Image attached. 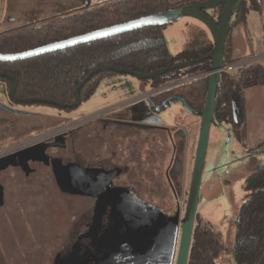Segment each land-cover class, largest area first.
<instances>
[{"label":"rangeland","instance_id":"1","mask_svg":"<svg viewBox=\"0 0 264 264\" xmlns=\"http://www.w3.org/2000/svg\"><path fill=\"white\" fill-rule=\"evenodd\" d=\"M100 1L103 0H11V6L15 14L23 16L41 6L48 15L41 22L44 23ZM1 7L3 0H0ZM2 18L4 12L0 21ZM35 19L36 16L32 15L30 23ZM19 29L21 26L3 33ZM162 32L171 54L211 39L200 22L187 17L169 22L163 26ZM239 45L240 51H245L246 43ZM235 54L236 51L232 50V57ZM149 91V86L133 76L115 75L102 80L91 98L79 107L70 112H60L49 106L15 105L0 83V108L18 111L22 115H60L65 119L62 123L73 122L106 110L127 108L138 103L134 100ZM244 92L246 123L241 127L240 137L229 131L230 125L210 128L197 209L222 235L227 247H232L238 209L244 202V178L254 162L264 159V85ZM158 119L164 128L96 121L74 129L72 132L75 133L65 137L58 146H46L43 151L48 148L49 161L43 158L32 160L25 172L19 165H7L3 170H10L0 174L3 190L0 264H117L130 263L141 257L135 250L130 253L125 246V241L135 247V240L144 242L146 238H133L127 229L130 227L129 214L137 209L124 208L122 211V205L116 203V199L119 197L123 205L135 200L148 206L141 207V210L154 213L158 224L179 221L181 205L190 183L201 120L178 102L159 112ZM118 120L125 122L124 119ZM28 123L0 111V147L22 137L20 134L26 131ZM175 128L184 132L183 139L176 136L178 131ZM174 129L176 133L169 138V132ZM82 164L86 168H101L96 172L112 179L106 190L99 192L102 196L96 197V207L92 206L87 194L65 191L67 189L59 184L61 168L80 167ZM90 209L97 213L95 224L84 227V217L89 215ZM102 219L124 238L120 240L124 247L121 254L117 253L119 241L113 247L106 241L109 234L99 225ZM150 228L145 226L141 230ZM82 233H87L90 241L100 238L101 244L96 247L88 245L85 252L80 247L83 239H77ZM125 250L127 252L123 254ZM227 257L224 258L228 260Z\"/></svg>","mask_w":264,"mask_h":264},{"label":"trees","instance_id":"2","mask_svg":"<svg viewBox=\"0 0 264 264\" xmlns=\"http://www.w3.org/2000/svg\"><path fill=\"white\" fill-rule=\"evenodd\" d=\"M199 1L201 0H103L93 6H81L78 11L63 14L44 23L31 25L28 23L22 25L16 32L0 34V55L21 54L96 30L179 9L184 5H194ZM258 10L257 0H243L239 12L231 15L223 65L236 60L231 55L234 26L244 22L250 11ZM221 11L222 6L209 11L210 14L203 12L218 24ZM163 26L143 27L25 60L0 62V73L16 79L17 86L14 92L16 99H39L54 103L15 105H42L56 108L60 112H70L73 109L66 106L74 102L79 84L102 67H114L139 74L173 68L164 75L141 81L143 85L149 86L150 91L165 83L210 71L209 60L180 70L175 67L206 56L213 48L211 39L177 54H171L164 40ZM115 75L117 74L114 72L93 75L80 90L81 103L91 98L102 80ZM0 83L8 93L11 81L0 78ZM207 84L208 77L196 79L154 95L150 100L158 106L168 98L179 97L194 111H201L204 107ZM262 85H264L262 64L241 70L233 76L221 74L216 91L213 126L230 125L229 131L239 138L241 127L246 123L244 91ZM11 115L18 120H27L28 127L20 134L22 137L0 148L68 123H62L65 119L60 115H22L13 112ZM243 191L244 202L238 209L232 247H227L222 235L197 210L187 264H225V256L230 257L233 264H264V159L252 164L251 170L244 178ZM187 192L188 189L181 205L179 219L184 213ZM170 224L167 223L168 227ZM171 230V227L168 228L169 233Z\"/></svg>","mask_w":264,"mask_h":264},{"label":"water","instance_id":"3","mask_svg":"<svg viewBox=\"0 0 264 264\" xmlns=\"http://www.w3.org/2000/svg\"><path fill=\"white\" fill-rule=\"evenodd\" d=\"M243 0H201L194 5H184L179 9L169 10L164 13H159L156 15H151L148 17L139 18L137 20L130 21L128 23L119 24L104 28L101 30H96L85 35L73 37L61 42L52 43L46 46H42L21 54L15 55H0V62H15L18 60H25L33 57H37L46 53H52L59 50H64L77 46L79 44H85L92 41H97L105 39L108 37L116 36L126 32L134 31L139 28L155 26V25H166L169 22L177 21L181 18L187 17L194 19L200 22L210 33L211 40L213 43L212 50L204 57L196 60H191L186 63L176 65L175 69H184L195 64H199L204 61H211L207 91L205 96L204 107L201 111H194L191 109L187 103L179 97H171L166 99L161 105H154L150 98L144 101V104L148 108L156 113L163 111L167 106L173 102L180 103L190 114L200 117V129L197 139L196 152L194 155L192 173L190 177V183L187 192L186 204L182 218L179 221H175L170 224L172 230L169 235V252L167 253L169 259L175 257L174 264H187L189 248L194 228L195 216L197 213L199 200H200V188L202 182V175L204 169V162L206 156V150L209 140L210 128L214 124L213 116L216 109L215 98L216 91L220 82L221 68L223 66V53L226 46L227 36L230 31V18L232 14H237L240 10V6ZM222 6V11L219 14L218 24L211 18V16L205 14L204 12H209L215 10L217 7ZM204 11V12H203ZM173 68L161 69L150 74H139L129 71L120 70L114 67H102L93 75L103 72H114L117 75H129L134 78L143 81L150 80L155 76H161L169 71H172ZM87 77L82 83L79 84L75 91L74 102L66 106L69 109H75L81 105L79 93L81 88L91 79L93 76ZM0 78L8 79L11 81L12 85L8 91V96L14 104H48L52 105L54 103L39 100V99H27V100H18L14 96L15 88L17 86L16 79L10 75L0 73ZM235 106V105H234ZM65 107V106H64ZM13 113L21 114L18 111L11 110ZM158 124L162 122L158 119ZM36 148L33 149L35 151ZM44 149V146H43ZM22 154V153H21ZM29 157L26 152H23V156L20 158L14 157L5 162H0V170L6 165H19L23 171H28V161ZM34 160V158H32ZM3 198V190L0 185V202ZM162 226V223H160ZM169 227V228H170ZM178 238V239H177ZM176 246V247H175Z\"/></svg>","mask_w":264,"mask_h":264},{"label":"flooded vegetation","instance_id":"4","mask_svg":"<svg viewBox=\"0 0 264 264\" xmlns=\"http://www.w3.org/2000/svg\"><path fill=\"white\" fill-rule=\"evenodd\" d=\"M208 14H210V12H208ZM157 106V105H156ZM118 110V111H117ZM0 111H3L6 114H10L11 115V111L10 109L7 108H0ZM117 111V112H116ZM116 112V113H115ZM156 115V116H155ZM109 117V118H108ZM107 119H96L91 121L88 124H85L83 126H80L81 128L89 125V124H93L96 121H100L102 122L103 120L107 121L106 123H111L112 122H118L122 125H134L136 124V127H141L143 125H146L148 127H156V128H164L162 123L158 124L156 123L158 120V113L151 111L148 106L145 104L144 105V101L138 102V103H133L131 106H128L127 108H119L114 110L113 112H111L109 115L106 116ZM118 119H124L125 122H122ZM79 128V127H78ZM76 129V128H75ZM73 130L69 131L68 133H66L64 136L57 138L56 140L49 142L48 144L43 145L44 148L47 146H58L60 144H62L63 139L68 136L70 133V135H73L74 133L72 132ZM176 132L172 131L171 135H169V138L172 137V134H174ZM43 146L38 147L35 149V151L30 150V151H26L28 157L30 158L28 163L30 161H36V160H40V159H44L49 161L50 159L48 158V155L46 153V150L50 147H48L45 151H43ZM173 148L175 150V147L173 145ZM21 156H23L22 154H19L18 156H16L17 158H20ZM53 164H55V162H53ZM55 169L57 167H54ZM98 169L101 168H89V167H85L83 166V164L80 167H75L73 165V167H67V168H61L60 172L58 173L59 176V184L61 185V187L65 190V191H70L74 192V193H81V194H87L89 199H91L92 202V206L96 207L98 206L97 204V196L98 198L101 197L102 195L99 194V192L101 190H106L107 184L109 183V181H112V179H109L108 177H105L104 174L101 176L100 174H98L96 171ZM110 184V183H109ZM68 191V192H69ZM121 193V192H120ZM91 196H93V198H91ZM109 196V195H107ZM121 199L119 197H117L116 199V203L122 205V211L124 210V208H129L131 210H136L133 214H129L130 215V220H129V225L130 227L127 228L125 225V228H127L129 231H131V236L133 238H138L139 236H144L146 237L144 239V242H139L138 240H135L134 242H136L137 244L135 245V247L133 246V244H129L125 241V246L130 250V253H132L134 250L138 255H141V257H138L137 259L130 261V263L126 262H119L117 264H144L142 262V259L144 258V255H147L148 257L151 255H155L157 254V248L158 247V238H160L159 235V231L162 233V235L165 237L164 240L167 239L168 237V225L167 223H162V226L160 227V224L157 223V219L154 218L155 214L154 213H146L145 211L143 212V210H141V207H148L146 205H142L141 203L132 200L130 201V204H121ZM114 203V202H113ZM102 206H103V202H101ZM140 211H139V210ZM142 211V212H141ZM102 212V210H101ZM88 216L84 217L85 222H84V227L88 226L90 227V225L92 223L95 224V220L97 217V213L94 212V210H88ZM111 214V213H110ZM99 225L100 227H103L106 229V231L109 234V237L106 239V241L110 244V247L115 246V244L117 243V241H119V249L117 251L118 254H121L122 251H124V247L121 245V241L120 240H124V238L120 235V232L117 231L115 228H112L111 226H109V224L105 221H99ZM151 227L148 230H141V228L143 227ZM156 226L159 227V229L156 228ZM125 228L123 227V232L125 231ZM89 229V228H88ZM104 229V230H105ZM89 233L92 232V230L88 231ZM145 233H148L147 236L145 235ZM89 235L87 233H82L81 236H78L77 239L81 238L83 239L82 242H80V247L82 249L85 250L89 245V247H91V244L94 245L95 247L99 246L100 243V238H98V241L94 240V241H90V239H88ZM112 237H119V238H112ZM114 239V240H113ZM85 241V242H83ZM135 248V249H134ZM127 252V250H125V252H123V254H125ZM151 252V253H150ZM114 262H117L116 259L114 260Z\"/></svg>","mask_w":264,"mask_h":264},{"label":"crops","instance_id":"5","mask_svg":"<svg viewBox=\"0 0 264 264\" xmlns=\"http://www.w3.org/2000/svg\"><path fill=\"white\" fill-rule=\"evenodd\" d=\"M257 1L259 3V10L255 12L250 11L246 15L245 21L244 22L242 21L236 24L232 30V48L233 50L236 51V54H237V55L235 54L233 58L244 57L250 54H254L258 51L259 52L264 51V0H257ZM13 8H14L13 5L11 6V0H7L6 3H5V0H3V7H1L0 9V18L3 12H4V18H2V20L0 21V33L7 32L10 29H16L20 26L22 27V25L30 23L29 20H30V17H32V15L36 16L35 22H32L34 24H39L40 22L48 18L47 13H45L41 9V6H39V8L37 9H31L28 13H25L24 16L21 14L20 15L15 14L14 11H12ZM52 9H53V15H54L55 14L54 6ZM20 16H22V19ZM241 42L243 43L245 42L247 45V47L245 48V51L243 52L240 51L241 49H240L239 43ZM245 116H246V109H245ZM167 128L170 130H173V128H169V127ZM175 129H174V132L178 131L176 133V136L178 138L183 139L185 136L184 132L179 129H176L175 131ZM171 133L172 132L170 131L169 135H171ZM168 141L170 140L168 139ZM4 168L0 170V174L5 170L6 172L10 170V169L3 170ZM167 223H170V222H167ZM157 227L158 226H156V228ZM157 229H159V227ZM145 235L147 236L146 233ZM159 235H160V238H158V247H156L157 254L155 255L149 254L150 255L149 257L143 254L142 256H144V258L142 259V262L144 264H174L175 257L172 259V256H171V259H169V256L167 254L169 252V247H170V242H169L170 235L168 234V237L166 240H164L165 237L162 235L160 231H159ZM233 236H234V233H233ZM224 263L233 264V261L230 257L228 258V260L224 258Z\"/></svg>","mask_w":264,"mask_h":264},{"label":"built area","instance_id":"6","mask_svg":"<svg viewBox=\"0 0 264 264\" xmlns=\"http://www.w3.org/2000/svg\"><path fill=\"white\" fill-rule=\"evenodd\" d=\"M262 63H264V51H260V52L258 51L254 54L236 58V60L226 65H223L220 72L221 74L227 73L229 75H233V74L238 73L241 70H246L252 66H255L257 64H262ZM209 74H210L209 72H206V73L199 74L193 77H188L182 80L165 83L164 85L159 86L158 88L149 91L147 94H144L143 96L139 97L138 99L134 101L135 102L145 101L146 99L151 98L154 95H157L162 92L168 91L170 89L176 88L189 81H193V80L200 79V78H206L209 76ZM129 103L125 104L124 106H127ZM114 110L116 109L106 110V111L99 112L94 115H89L80 120L68 122L64 125L56 126L55 128L35 134L25 140L18 141L6 147L0 148V162H5L9 159H12L18 156L19 154L23 152L30 151V150H33L34 148H38L45 144H48L49 142H52L56 140L57 138L64 136L69 131L74 130L75 128H78L85 124H88L93 120L100 119V118L103 119L107 115H109L111 112H113Z\"/></svg>","mask_w":264,"mask_h":264},{"label":"bare ground","instance_id":"7","mask_svg":"<svg viewBox=\"0 0 264 264\" xmlns=\"http://www.w3.org/2000/svg\"><path fill=\"white\" fill-rule=\"evenodd\" d=\"M28 15V14H27ZM244 46V45H243ZM142 88V87H141ZM184 89V88H183ZM174 103V102H173ZM145 105V104H144ZM156 116V115H155ZM39 131V130H38ZM29 135V134H28ZM235 238V237H234Z\"/></svg>","mask_w":264,"mask_h":264}]
</instances>
